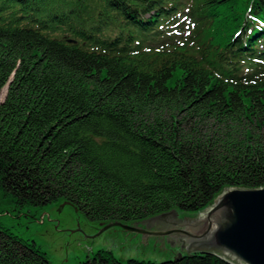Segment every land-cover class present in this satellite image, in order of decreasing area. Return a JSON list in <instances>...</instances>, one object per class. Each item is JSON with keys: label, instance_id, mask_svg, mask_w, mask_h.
<instances>
[{"label": "trees", "instance_id": "trees-1", "mask_svg": "<svg viewBox=\"0 0 264 264\" xmlns=\"http://www.w3.org/2000/svg\"><path fill=\"white\" fill-rule=\"evenodd\" d=\"M62 1L0 0L2 195L129 222L264 186V26L246 15L264 19V0ZM179 3L193 37L164 27ZM0 264L53 263L0 223ZM77 264L228 261L97 249Z\"/></svg>", "mask_w": 264, "mask_h": 264}, {"label": "rangeland", "instance_id": "rangeland-1", "mask_svg": "<svg viewBox=\"0 0 264 264\" xmlns=\"http://www.w3.org/2000/svg\"><path fill=\"white\" fill-rule=\"evenodd\" d=\"M75 6L74 0H63L57 8ZM5 91L6 84L0 89V100ZM174 214L179 221H185L182 217L196 213L179 210L178 213L172 211L160 216ZM112 221L89 220L61 199L39 205L26 203L18 206L8 195L0 192V223L21 238L34 241L53 264H77L97 249H109L122 261L129 257L160 261L174 258L177 251H180L179 246H168L166 237H162L158 244L155 240L143 245V234H130L132 228L124 229L113 224L120 220ZM121 222L134 227L143 221ZM140 227L142 230L146 228Z\"/></svg>", "mask_w": 264, "mask_h": 264}, {"label": "water", "instance_id": "water-1", "mask_svg": "<svg viewBox=\"0 0 264 264\" xmlns=\"http://www.w3.org/2000/svg\"><path fill=\"white\" fill-rule=\"evenodd\" d=\"M172 211L178 213L171 209L154 216ZM154 216L135 221L143 222L134 227L113 224L143 234V245L166 237L168 246L180 248L174 258L183 251L226 259L228 264H264V186H224L206 207L182 217L185 221L176 214L147 220Z\"/></svg>", "mask_w": 264, "mask_h": 264}, {"label": "bare ground", "instance_id": "bare-ground-1", "mask_svg": "<svg viewBox=\"0 0 264 264\" xmlns=\"http://www.w3.org/2000/svg\"><path fill=\"white\" fill-rule=\"evenodd\" d=\"M130 1H131V0H130ZM142 1H143V0H142ZM144 1H145V0H144ZM137 2H138V1H137ZM140 2H141V1H140ZM145 2H146V1H145ZM135 4H136V0H135ZM141 4H142V3H141ZM141 4H140V5H141ZM144 5H145V4H144ZM138 6H139V5H138ZM141 7H142V6H141ZM146 7H147V6H146ZM135 8H137V7H135ZM138 8L140 9V7H138ZM151 11H152V10H151ZM147 13H148V12H147ZM136 15H137V14H136ZM142 16H143V15H142ZM146 16H147V15H146ZM139 20H140V19H139ZM152 20H153V18H152ZM152 20H151V21H152Z\"/></svg>", "mask_w": 264, "mask_h": 264}]
</instances>
